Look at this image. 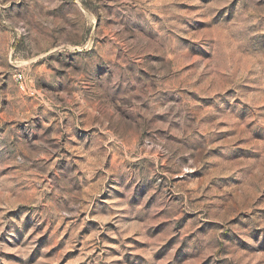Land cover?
<instances>
[{"label": "rangeland", "instance_id": "1", "mask_svg": "<svg viewBox=\"0 0 264 264\" xmlns=\"http://www.w3.org/2000/svg\"><path fill=\"white\" fill-rule=\"evenodd\" d=\"M0 264H264V0H0Z\"/></svg>", "mask_w": 264, "mask_h": 264}]
</instances>
